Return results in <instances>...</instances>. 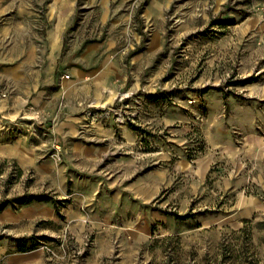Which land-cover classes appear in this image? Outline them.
<instances>
[{"label": "rangeland", "instance_id": "1", "mask_svg": "<svg viewBox=\"0 0 264 264\" xmlns=\"http://www.w3.org/2000/svg\"><path fill=\"white\" fill-rule=\"evenodd\" d=\"M0 264H264V0H0Z\"/></svg>", "mask_w": 264, "mask_h": 264}, {"label": "trees", "instance_id": "2", "mask_svg": "<svg viewBox=\"0 0 264 264\" xmlns=\"http://www.w3.org/2000/svg\"><path fill=\"white\" fill-rule=\"evenodd\" d=\"M21 199H23V198H21ZM32 199H34V197H31L30 199H24V203H25V202H29V201H31Z\"/></svg>", "mask_w": 264, "mask_h": 264}]
</instances>
